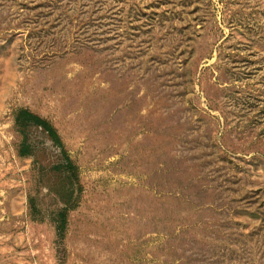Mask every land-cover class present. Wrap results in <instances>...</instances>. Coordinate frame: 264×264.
Listing matches in <instances>:
<instances>
[{
  "label": "rangeland",
  "instance_id": "1",
  "mask_svg": "<svg viewBox=\"0 0 264 264\" xmlns=\"http://www.w3.org/2000/svg\"><path fill=\"white\" fill-rule=\"evenodd\" d=\"M0 264H264V0H0Z\"/></svg>",
  "mask_w": 264,
  "mask_h": 264
},
{
  "label": "trees",
  "instance_id": "2",
  "mask_svg": "<svg viewBox=\"0 0 264 264\" xmlns=\"http://www.w3.org/2000/svg\"><path fill=\"white\" fill-rule=\"evenodd\" d=\"M27 115H30V113H28L27 112ZM42 120L40 119L39 120V122H41ZM42 123V122H41ZM62 235H63V233H62V230H59V234H58V246H59V255H60V253H61V251H62V248H61V242H62Z\"/></svg>",
  "mask_w": 264,
  "mask_h": 264
}]
</instances>
